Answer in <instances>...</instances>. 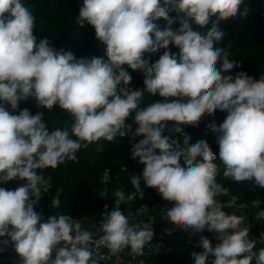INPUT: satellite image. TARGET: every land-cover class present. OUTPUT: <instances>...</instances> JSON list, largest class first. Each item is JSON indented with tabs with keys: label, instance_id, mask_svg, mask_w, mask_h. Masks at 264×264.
<instances>
[{
	"label": "clouds",
	"instance_id": "obj_1",
	"mask_svg": "<svg viewBox=\"0 0 264 264\" xmlns=\"http://www.w3.org/2000/svg\"><path fill=\"white\" fill-rule=\"evenodd\" d=\"M242 4L244 0H83L76 22L94 28L105 59L77 58L56 50L47 38L37 42L30 8L22 0H0V185L23 181L14 189L0 187V238H8L0 243L12 244L20 264H98L88 247L93 235L81 221L69 215L44 219L35 211L39 185L47 183L37 170L76 161L87 144L97 143L103 151L101 140L113 142L132 131L126 120L133 113L134 135L143 137L131 149L132 159L144 165L142 175L131 177L136 192L143 198V179L171 202L167 217L177 228L218 234L215 247L201 237L202 252L192 254L194 264H207L210 255L211 264H252L253 259L264 264V248L253 250L243 217L226 213L217 200L228 194L216 181L217 159L225 177L264 188V77L256 80L244 71L231 75L241 63L215 46L225 36L221 21L248 17L250 9L241 10ZM170 11L182 14L177 30L171 28ZM161 18L168 21L163 30L154 23ZM210 23L204 33L193 29ZM170 45L179 49V62ZM158 49H165L163 55L150 63V54ZM127 69L143 74L144 89L130 87L133 77ZM145 91L162 99L141 107ZM29 98L41 108L58 105L69 113L76 139L67 128L49 131L40 112L33 115L25 108L17 114L20 102ZM217 110L226 117L208 129L216 135L218 154L206 140L189 143L182 127L198 126ZM168 122H173L169 131L184 134L182 144L164 135ZM136 192L126 198L116 191V203L134 200ZM252 203L258 207L260 201ZM257 218L264 219V210ZM100 226L103 235L95 243L111 254L130 248L141 255L153 239L152 228L130 226L119 207L105 212Z\"/></svg>",
	"mask_w": 264,
	"mask_h": 264
},
{
	"label": "trees",
	"instance_id": "obj_2",
	"mask_svg": "<svg viewBox=\"0 0 264 264\" xmlns=\"http://www.w3.org/2000/svg\"><path fill=\"white\" fill-rule=\"evenodd\" d=\"M22 3L29 7L35 16L34 35L37 37V42L47 38L50 45L56 50L71 51L77 58L105 56L106 59L104 45L97 40L94 28L87 23L80 27L76 22L83 0H22ZM244 6L250 9L247 18H241L237 15L235 18L220 22L219 27L225 36L215 46L230 51L229 59L241 63L240 67L232 70L231 75L235 76L236 73L244 71L254 79L259 80L264 77V0H244L241 10ZM169 17L174 20L171 28L173 30L179 29L183 18L182 14L170 11ZM214 19L215 17H213ZM154 23L160 30L168 27V21L162 18L154 21ZM211 26V23L205 28H198L193 25V29L204 33ZM169 49L172 53L177 54V61L179 62V49L174 45H170ZM164 51L165 49H158L155 53L150 54V63H155ZM125 67L127 68V66ZM127 70L133 77L130 87L134 90L144 89L143 74L133 72L131 69ZM159 99L162 98L158 94L152 95L145 91L141 107H146ZM25 108L33 115L38 112L42 113L43 121L49 131L67 128L70 137L76 139V137L71 136L73 118L69 113L61 110L58 105L48 110L39 107L34 99L29 98L27 101L20 102L17 114L19 110ZM134 116L135 113L126 120V124L131 125L132 128V131L126 136H118L109 143L103 140L99 142L100 145H103V151L97 150V143L87 144L76 153V161H65L55 169H38L37 173L50 183L51 189L44 198L38 201L35 211L47 216L55 214L52 201L57 196L58 189H61L59 202L62 215L79 219H96L103 205L99 178L105 169H109L112 174V188L114 190L123 191L126 198L129 194L136 192L131 184V177L142 175L144 165L139 163L138 158L132 159V146L143 138L134 135L137 127L134 123ZM225 117L226 113L217 110L212 117L204 116L198 125L199 141L206 140L217 154L216 135L208 129V125L213 121L219 125ZM172 127L173 122H168L164 135L172 139L176 138L182 144L184 137L169 131ZM181 163L183 164V162ZM216 181L228 189L227 195L217 196L218 201L235 197L237 202H246L254 194L264 192V188L256 186L254 181L237 183L231 178L221 177L217 178ZM22 183L23 181H13L7 185H0V187L14 189ZM140 188L143 198L139 192H136L134 200L127 201L125 199L122 202L119 209L124 214L134 210L140 204L151 206L158 202H169L164 200L156 189L146 187L143 179L140 181ZM200 252L202 250L182 246L170 254L151 257L147 264H194L192 254ZM213 259L214 257L210 255L207 264H211Z\"/></svg>",
	"mask_w": 264,
	"mask_h": 264
},
{
	"label": "built area",
	"instance_id": "obj_3",
	"mask_svg": "<svg viewBox=\"0 0 264 264\" xmlns=\"http://www.w3.org/2000/svg\"><path fill=\"white\" fill-rule=\"evenodd\" d=\"M183 131L188 135H193L199 141L198 126L184 125ZM184 137L183 133H178ZM214 152V151H213ZM216 163L219 165V173L217 178H229L224 176V167L217 159ZM45 181H47L44 178ZM101 185L100 195L103 198V205L97 218L94 221L92 230H88L93 235V242H90L88 247L93 252V258L98 264H147L151 257L164 256L170 254L176 249L182 246H189L195 249L202 250L199 246L201 237L208 238L213 247L219 242L217 240V233L209 232L206 229L199 233H193L192 231H182L173 225L168 217L167 211L172 207L171 202H158L154 205L140 204L134 210L125 214L130 226H133L137 230L143 229L145 226L152 228L153 239L151 242L145 245L143 254L136 255L131 253L130 248H125L123 251L111 254L109 249L103 245L97 246L95 241H98L103 235L100 222L104 218L105 212H110L113 208L121 206L122 202L116 203L117 198L112 188L113 177L109 169H105L99 178ZM41 189V197L44 198L51 189L50 183L42 182L39 185ZM260 201L259 206H253V201ZM223 205V210L228 214H236L243 217L244 223L242 227H249V239L255 242L254 251H258L260 248H264V219H258L257 213L264 210V192L254 194V196L246 202L232 203V199L219 201ZM107 205V208H105ZM71 217V216H70ZM73 218V217H72ZM76 220V218H73ZM86 230V229H85ZM8 239L7 237L0 238V241ZM55 252L53 253V259ZM0 264H20V258L16 254L14 247L11 243L7 245L0 243ZM252 264H255L253 259Z\"/></svg>",
	"mask_w": 264,
	"mask_h": 264
},
{
	"label": "crops",
	"instance_id": "obj_4",
	"mask_svg": "<svg viewBox=\"0 0 264 264\" xmlns=\"http://www.w3.org/2000/svg\"><path fill=\"white\" fill-rule=\"evenodd\" d=\"M53 215L58 217L59 215H62V213H61V211H56V213L53 214ZM53 215H51V216H53ZM42 217L44 219H47L49 216L42 215ZM76 220L77 221H81L82 222L83 229H86V230H92L93 225H94V221H95L94 218H84V219L76 218Z\"/></svg>",
	"mask_w": 264,
	"mask_h": 264
},
{
	"label": "water",
	"instance_id": "obj_5",
	"mask_svg": "<svg viewBox=\"0 0 264 264\" xmlns=\"http://www.w3.org/2000/svg\"><path fill=\"white\" fill-rule=\"evenodd\" d=\"M190 143H195L197 142V138L193 135H190ZM61 194V189H58L57 191V196L53 199V201H57V205L56 206H53L54 207V210L56 211H60V202H59V196Z\"/></svg>",
	"mask_w": 264,
	"mask_h": 264
},
{
	"label": "rangeland",
	"instance_id": "obj_6",
	"mask_svg": "<svg viewBox=\"0 0 264 264\" xmlns=\"http://www.w3.org/2000/svg\"><path fill=\"white\" fill-rule=\"evenodd\" d=\"M123 264H126L125 262Z\"/></svg>",
	"mask_w": 264,
	"mask_h": 264
}]
</instances>
